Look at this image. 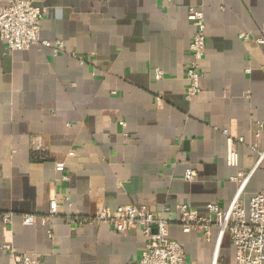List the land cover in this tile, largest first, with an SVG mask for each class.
Wrapping results in <instances>:
<instances>
[{"label": "crops", "instance_id": "0c3cea01", "mask_svg": "<svg viewBox=\"0 0 264 264\" xmlns=\"http://www.w3.org/2000/svg\"><path fill=\"white\" fill-rule=\"evenodd\" d=\"M35 5L47 10L41 38L62 41L64 52L10 51L0 40V216L14 215L9 227L0 219V264H10L5 246L43 264H137L145 246L139 230L121 234L107 223L74 228L65 218L180 204L207 216V205L227 206L238 186L232 178L248 174L264 148V130L256 137V124L264 122V0ZM189 8L203 14L206 49L201 93L187 102ZM223 131L242 140L237 167L227 164ZM34 138L42 152L33 149ZM187 171L195 173L192 181L184 180ZM254 194L264 195V163L244 189L245 204ZM52 199L57 216L22 224L21 215L46 216ZM167 236L190 264H214L216 229L207 242L202 232L185 234L172 223ZM234 262L226 235L216 264Z\"/></svg>", "mask_w": 264, "mask_h": 264}, {"label": "built area", "instance_id": "2783aa9c", "mask_svg": "<svg viewBox=\"0 0 264 264\" xmlns=\"http://www.w3.org/2000/svg\"><path fill=\"white\" fill-rule=\"evenodd\" d=\"M45 8L35 5V0H0V40H3L10 51H24L33 46L48 49L53 56L64 52V44L60 40L50 42L41 38V25L46 15ZM187 19L194 26V33L189 44L190 60L185 66L184 100L192 101L201 93L200 81L203 77L201 61L206 49V26L201 10L189 8ZM243 40L249 36L242 34ZM258 44L262 40L255 39ZM70 57L84 64L85 60L75 52ZM156 79L163 77L160 70H154ZM161 101V97H157ZM124 128L125 124L120 122ZM256 137L264 130V122L258 123ZM227 141V164L230 167L238 166V152L236 142L242 140L223 131ZM126 136V135H124ZM33 149L42 152L43 143L38 138L33 140ZM253 150L255 148H252ZM264 163V148L257 152V159L253 169L241 178H232L237 190L227 206L209 204L206 206L207 216L200 215L186 204L174 208L163 207L159 211L151 210L146 206H120L114 210L101 209L94 216H68L65 220L74 228L95 226L102 223L109 224L116 232L125 234L132 230H139L145 238V246L141 251L137 264H190L184 255L182 246L175 240L168 238L167 228L172 223L180 225L183 233L202 232L207 242L211 241L212 229L217 230V239L213 262L216 264L220 242L228 236L235 249L234 264H264V195H252L247 204L242 200L244 189L255 170ZM58 171H63V164H56ZM195 173L187 171L185 181H192ZM63 180H67L64 176ZM59 204L55 200L49 202L46 216L21 215L24 225H33L37 221L45 224L52 217L58 215ZM13 214L6 213L0 216L3 226L12 225ZM10 254V264H43L35 254H18L10 246H5Z\"/></svg>", "mask_w": 264, "mask_h": 264}]
</instances>
